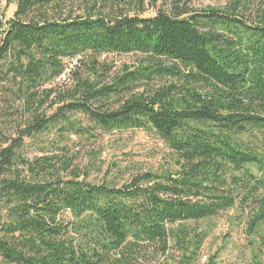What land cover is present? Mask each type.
<instances>
[{
  "label": "trees",
  "instance_id": "obj_1",
  "mask_svg": "<svg viewBox=\"0 0 264 264\" xmlns=\"http://www.w3.org/2000/svg\"><path fill=\"white\" fill-rule=\"evenodd\" d=\"M2 1L0 264H199L207 234L188 224L235 209L262 231L264 0H153L152 17L146 0ZM104 55L138 62L112 73ZM134 131L170 164L89 182L83 148Z\"/></svg>",
  "mask_w": 264,
  "mask_h": 264
},
{
  "label": "rangeland",
  "instance_id": "obj_2",
  "mask_svg": "<svg viewBox=\"0 0 264 264\" xmlns=\"http://www.w3.org/2000/svg\"><path fill=\"white\" fill-rule=\"evenodd\" d=\"M232 1L235 0H195L192 8L219 9ZM245 1L253 12L259 4V0ZM158 8L159 2L146 0L144 13L140 16L152 17ZM14 10L13 4L6 1L0 3L4 20L10 19ZM99 60L110 65L112 73H119L124 66L132 68L136 65L138 57L104 55ZM76 64V61L67 64L68 70ZM66 79L67 75H64L60 82ZM52 138L53 135L46 134L37 141L25 140L23 153L28 157L38 155L36 142L41 144ZM169 159V151L153 133L134 131L104 135L91 146L83 148L79 162L86 167L89 182L100 184L107 179L120 184L138 172L161 171L170 164ZM244 220L240 211L235 209L208 221L188 224V228L207 234L199 253V264H264V227L256 236H249Z\"/></svg>",
  "mask_w": 264,
  "mask_h": 264
}]
</instances>
